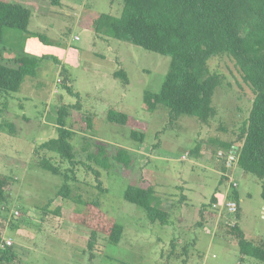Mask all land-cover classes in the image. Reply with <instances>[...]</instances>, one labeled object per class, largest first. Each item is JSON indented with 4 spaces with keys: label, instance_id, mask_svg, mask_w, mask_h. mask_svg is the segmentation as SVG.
I'll return each instance as SVG.
<instances>
[{
    "label": "rangeland",
    "instance_id": "1",
    "mask_svg": "<svg viewBox=\"0 0 264 264\" xmlns=\"http://www.w3.org/2000/svg\"><path fill=\"white\" fill-rule=\"evenodd\" d=\"M22 2L31 11L28 31L45 36L49 43L39 50L27 42L28 38L38 39L4 29L2 61L12 64L22 51L27 53L28 46L31 55H51L61 66L43 61L36 77L25 78L19 92L0 94V123H12L15 128L14 134L0 132V175L15 180L9 188V213L0 220V230L3 239L13 242L16 264H263L242 257L235 240L220 227L221 223H234L233 215L218 221L216 213L206 209L203 226H196L202 205H208L213 196L220 205L231 191L230 184L235 183L240 212L237 224L247 241L254 245L264 242V182L245 174L234 162L229 166L228 155L210 143L211 139L233 141L251 109L252 92L235 62L227 56L208 61L211 72L224 77L212 98L216 117L208 125L186 117L170 125L167 110L147 112L142 99L145 91H159L169 58L116 41L106 29L98 34L94 31L99 16H119L120 0H57L53 6L51 0ZM119 70H124L126 83L114 78ZM62 85L79 95L83 117L92 118L87 141L79 133L71 139L76 158L85 162L98 142L106 145L109 157L117 149L132 155L128 170L112 161L108 171L90 165L99 173L97 179L105 193L96 190L95 176L84 167H78L75 182H69L72 197L98 199L106 215L123 226L118 245H109L106 237L99 235L93 251H88L89 232L69 221V214L83 207L57 197L62 178L38 169L33 162L35 148L56 138L60 103L78 101ZM109 110L148 122L144 142H131L125 129L109 124ZM158 133L160 147L154 150ZM197 144L199 150L191 156ZM44 157L54 156L46 153ZM140 178L154 186L152 204L159 201V208L168 213L166 225L150 224L142 210L124 201L126 188ZM48 203L47 212H43ZM57 207L60 212L55 215L52 212Z\"/></svg>",
    "mask_w": 264,
    "mask_h": 264
},
{
    "label": "trees",
    "instance_id": "2",
    "mask_svg": "<svg viewBox=\"0 0 264 264\" xmlns=\"http://www.w3.org/2000/svg\"><path fill=\"white\" fill-rule=\"evenodd\" d=\"M19 1L0 0V94L5 95L19 92L25 78L34 79L41 62L49 61L61 66L60 61L51 55L33 56L24 51L12 64L2 61L4 29L20 31L27 37L38 39L41 44L49 43L45 36L28 31L31 11L22 0ZM120 1L119 16H99L94 31L98 34L106 29L107 34L116 41L169 58V67L159 91H145L142 98L147 112L167 110L169 124L186 117L208 125L216 117V110L212 106L214 92L224 81L223 75L211 72L208 61L227 56L235 62L243 83L252 92L251 109L246 122L234 134L233 141L211 139L210 143L218 146L222 154L228 155L229 163L234 159V164L245 174L264 182V0ZM57 4V0H51L52 6ZM61 72H65L64 68H61ZM114 78L127 82L124 70L116 72ZM61 87L78 101L73 105L60 103L56 110V138L35 148L33 162L38 169L62 178L57 197L73 200L83 207L82 211L71 212L69 221L89 232L86 245L88 251H93L99 235L106 237L109 245H118L124 233L123 226L106 215L98 199L83 201L78 195L72 197L69 182H75L77 168L84 167L95 176L98 183L96 190L105 193L97 179L99 173L90 165L108 171L112 161L128 170L132 168V155L124 149H117L109 157L106 145L98 142L94 146L95 150L86 156L85 162H80L76 158L71 139L79 133L84 135L83 141H87V134L92 132V118L81 114L79 95L68 85ZM106 118L109 124L125 129L131 142H144L148 122L137 121L115 110H109ZM4 130L9 134L15 132L12 123L1 122L0 132ZM158 135L156 143L152 145L154 150L160 147ZM198 150L197 144L191 156L196 155ZM233 150L235 155L232 154ZM46 153L54 157L46 158ZM227 164L225 167H228ZM63 166L66 168L63 169ZM223 179L228 181L227 177L221 176ZM14 181L9 175H0V220L5 219L9 213V188ZM230 188L226 199L234 201L237 206L236 212L232 214L235 222L221 223L220 227L225 228L226 236L235 240L242 257L264 264V242L259 240L254 245L245 239L237 224L240 217L238 195L235 187L230 185ZM261 197L264 200V186ZM123 199L142 210L150 224L164 226L168 223V213L159 208V201L152 204L155 201V189L146 180L140 178L137 184L129 185ZM49 205L42 208L43 212H47ZM215 205H218L215 196L208 205H202L199 213L201 221L196 224L197 227L203 226L201 222L206 209L218 216ZM59 212L60 208L57 207L52 213L58 215ZM229 216L222 214L219 221ZM3 238L0 230V264H16L17 256L12 247L3 244ZM171 246L174 247L173 244Z\"/></svg>",
    "mask_w": 264,
    "mask_h": 264
},
{
    "label": "built area",
    "instance_id": "3",
    "mask_svg": "<svg viewBox=\"0 0 264 264\" xmlns=\"http://www.w3.org/2000/svg\"><path fill=\"white\" fill-rule=\"evenodd\" d=\"M74 40L78 41L79 39H78V37H75ZM230 185L233 186V187H236L235 183H231ZM214 208H216L217 211H218V216H217L218 221H219L220 216L222 214H224V215H232L237 210V206H236L235 202L234 201H228L226 198L220 205H215ZM15 213L17 214V212H15ZM217 224L218 223L216 221V225ZM3 244H5L8 247H12L13 242L11 241V239L6 238V239H3Z\"/></svg>",
    "mask_w": 264,
    "mask_h": 264
},
{
    "label": "crops",
    "instance_id": "4",
    "mask_svg": "<svg viewBox=\"0 0 264 264\" xmlns=\"http://www.w3.org/2000/svg\"><path fill=\"white\" fill-rule=\"evenodd\" d=\"M75 41V40H74ZM27 42H29V44H31V45H37V48L40 50V49H44L45 47L44 46H42L43 44H41L40 42H34V41H32L30 38H28L27 39ZM76 42H78V41H76ZM29 44H27V45H29ZM27 50V54H30V52H29V48H28V46H27V48H26ZM31 55V54H30ZM42 56V55H41Z\"/></svg>",
    "mask_w": 264,
    "mask_h": 264
},
{
    "label": "water",
    "instance_id": "5",
    "mask_svg": "<svg viewBox=\"0 0 264 264\" xmlns=\"http://www.w3.org/2000/svg\"><path fill=\"white\" fill-rule=\"evenodd\" d=\"M232 154H235V152L234 151H232ZM232 161V163L234 162V160H231ZM232 163H229V166H231L232 165Z\"/></svg>",
    "mask_w": 264,
    "mask_h": 264
}]
</instances>
